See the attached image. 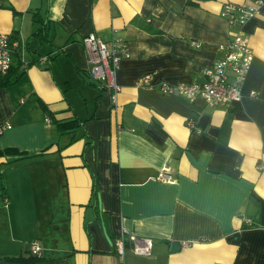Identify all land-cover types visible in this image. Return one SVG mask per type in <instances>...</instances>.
Returning a JSON list of instances; mask_svg holds the SVG:
<instances>
[{"label":"crops","instance_id":"0c3cea01","mask_svg":"<svg viewBox=\"0 0 264 264\" xmlns=\"http://www.w3.org/2000/svg\"><path fill=\"white\" fill-rule=\"evenodd\" d=\"M251 1L0 0V33L20 44L0 87V152L16 150L0 154V264H264V5L240 102L156 90L203 82L233 35L222 5ZM90 34L128 43L115 102L89 74ZM128 234L152 256L121 258ZM34 242L41 260H11L38 257Z\"/></svg>","mask_w":264,"mask_h":264},{"label":"built area","instance_id":"2783aa9c","mask_svg":"<svg viewBox=\"0 0 264 264\" xmlns=\"http://www.w3.org/2000/svg\"><path fill=\"white\" fill-rule=\"evenodd\" d=\"M264 5V0H253L250 3H224L220 10L229 28L233 31L230 41L220 48L221 58L216 64L204 70L205 79L201 83L173 85L166 82L157 84L156 90L163 95H176L191 103L203 99L209 106L232 107L244 98L243 87L254 59V50L249 35L245 31L248 21L256 15ZM196 46V42H193ZM19 41L11 34L0 33V74L6 75L14 61L15 50ZM87 52L90 76L101 84L108 92L113 102L116 101L121 86L117 83V71L123 58L129 57V47L125 40L117 39L110 44L94 34L83 39ZM150 74L144 75L138 85L149 86ZM250 96H258L251 92ZM9 126H0V134ZM161 182H172L174 178L163 172L159 178ZM7 203L6 197H0ZM154 242L151 238L138 237L134 234L121 235L115 242L117 254L124 258L126 254L140 257L152 256ZM35 256L41 255L40 245L34 242L31 249Z\"/></svg>","mask_w":264,"mask_h":264},{"label":"trees","instance_id":"16d2710c","mask_svg":"<svg viewBox=\"0 0 264 264\" xmlns=\"http://www.w3.org/2000/svg\"><path fill=\"white\" fill-rule=\"evenodd\" d=\"M37 21V20H36ZM17 71L13 68V65L10 69V71L6 74V75H0V87H4V86H8L13 84L15 81H17V75H16ZM74 122H64V123H60L58 125L59 129L62 131H67L69 130L72 126H73ZM16 152V150L14 149H7L4 152H0V154H12ZM0 197H4L3 195H0ZM14 262H20V263H27V262H36L41 260V258L39 257H32L30 259H25V258H16V259H11Z\"/></svg>","mask_w":264,"mask_h":264},{"label":"water","instance_id":"95a60500","mask_svg":"<svg viewBox=\"0 0 264 264\" xmlns=\"http://www.w3.org/2000/svg\"><path fill=\"white\" fill-rule=\"evenodd\" d=\"M171 250L173 253L178 252L181 250V246L178 243H173L171 246Z\"/></svg>","mask_w":264,"mask_h":264}]
</instances>
